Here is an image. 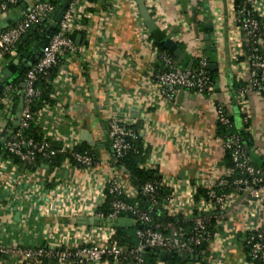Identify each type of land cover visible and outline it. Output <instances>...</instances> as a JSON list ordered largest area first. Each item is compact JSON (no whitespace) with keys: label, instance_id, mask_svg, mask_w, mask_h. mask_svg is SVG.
I'll return each mask as SVG.
<instances>
[{"label":"crops","instance_id":"obj_1","mask_svg":"<svg viewBox=\"0 0 264 264\" xmlns=\"http://www.w3.org/2000/svg\"><path fill=\"white\" fill-rule=\"evenodd\" d=\"M89 2L73 21L70 32L80 51L64 58L62 72L53 84L54 104L38 113L34 125L44 140L75 149L84 147L93 165L78 167L63 162L51 170L47 164L36 170L27 166L18 170L10 160L0 159V186L17 171L24 175L26 183L42 182L48 197L42 203L20 204L15 210L7 207L0 212V243L5 246L35 247L52 240L75 246L80 241L75 231L83 227L101 228L104 235L105 229H116L102 223H77L78 218H95L80 214V209L97 198L99 189L107 188L115 180L129 183L128 173L118 165L110 148V117L128 126H141L144 145L150 148V156L158 159L149 168L160 182L178 184L184 195H195L199 182H216L223 175V150L215 136L216 107L222 108L233 129L247 136L250 146L246 153L251 165L264 170V95L248 84L246 49L250 39L236 22L233 0H156L165 26V30L158 25L157 29L181 44L186 53L180 68L185 69L189 60L200 56L207 65L215 66L211 70V92L196 95L178 90L171 101L162 97L154 85V75L164 72L166 66L159 54L153 53L155 47L136 1ZM26 8L21 3L1 14L0 33L12 28ZM252 10L264 21V0H254ZM42 31L43 27L38 30L39 35ZM23 38L22 41L26 40V35ZM8 63L0 57V71ZM9 104L12 107L11 101ZM49 183L52 185L48 187ZM55 189L56 193L51 194ZM245 201V195L239 194L235 199L237 209L229 218L219 214V218L212 220L216 237L211 243L214 253L211 250L208 264L219 258L218 264H250L243 233V226L249 223L242 208ZM173 206V211L166 210L168 216L192 218L191 211ZM15 214L19 215L18 221H14ZM220 217H224L221 223ZM259 225L263 222H254V226ZM66 227L72 228L74 234L63 233ZM0 264H16V260L3 257Z\"/></svg>","mask_w":264,"mask_h":264},{"label":"built area","instance_id":"obj_2","mask_svg":"<svg viewBox=\"0 0 264 264\" xmlns=\"http://www.w3.org/2000/svg\"><path fill=\"white\" fill-rule=\"evenodd\" d=\"M142 1L155 25L165 30L162 14L159 13L156 0ZM246 2L252 9L254 0H246ZM18 3H25L27 8L22 13L21 19L12 28L0 33V52L13 51L19 41L34 25L54 12V8L49 0H6L0 6V15L7 12L10 6ZM89 4V0H72L69 3L45 50H43L40 58L26 72V85L22 96L23 110L20 123L16 131H7V133L10 132V135L3 144L5 151L17 157L25 166L33 165L37 158L45 160L53 158L57 153L68 155L64 163L74 165L73 162H75V164L77 163L82 167L93 165V159L88 153H79L72 146H60L56 152L48 148L46 144H36L32 140L25 141L22 139V131L27 129L31 122L34 123L37 118L32 117L29 108L33 99L40 94V91L33 86V83L38 76L44 74L49 68L54 66L63 53L72 55L80 51L69 35L73 28V21L81 15ZM131 5L133 6L132 3ZM236 22L238 23L239 20L236 19ZM239 26L247 33L250 39L257 28V22L250 17V13H247L246 18ZM147 44L149 48H152L151 42ZM152 50L155 55L157 52L156 48H152ZM250 50L252 55L248 58L250 70L248 84L250 88L264 94V60L255 55L257 51L255 48ZM158 56L166 66V70L154 75V85L160 95L167 101L173 100L178 90H186L196 95L212 91L208 75L205 71L207 62L203 57H199L196 69L186 70L177 67L175 62L167 55L160 54ZM10 88L8 87L4 91V96ZM9 103L10 100L8 98H0V111L2 112L0 116V136L6 133V121L4 117L10 107ZM214 114L216 123L219 126H230L231 122L222 108L216 107ZM126 126L128 125L122 120L112 117L108 118L110 148L116 159L123 157L131 147L126 139L132 137V135L126 129ZM217 140L221 142L223 153L225 151L230 153L232 168L223 166V175L216 182L207 180L199 182L196 188L207 190V200L195 202L194 194L189 193V195H184V191L178 187V184L168 180L161 181L156 186L147 183L140 191L143 196H148L154 194L159 187L170 189L171 195L165 209H168L169 213L173 211L170 208L174 205L173 207H181L183 210H187V212L191 211L190 216L193 217L194 222L189 232L177 229L165 234L151 228L148 212H142L138 209V206L129 203L131 199L137 196L139 190L127 182L115 180L110 183L109 187L99 189L97 198L92 203L83 205L80 209V214L103 219L102 216L97 214V210L103 204L107 191L113 198L111 204L113 212L106 220L119 219V216H125L126 218H128L127 215L131 216L130 220L136 227L135 235L138 239V245L134 252H127L125 248L117 247L111 242L114 234L111 229H105L107 234L104 235L101 228L88 230L83 229V227L80 231H75L78 238H80L79 243L77 242L75 246H68L57 240H52L48 244L35 247L26 245L13 247L0 243V258H13L16 260V264H40L38 260L41 258L48 259L49 264H101L105 258L109 259L111 264H143L140 254L146 249L193 257L196 253V247L207 241L210 237L205 225L206 222L202 219V214H227V218H229L237 209V205L235 204L236 197L239 194H244L246 201L242 208H244L249 222L243 226L245 243L249 248L250 257L253 260L264 263V234L260 231L264 227V177L258 168L251 165L236 136H229L225 140L217 138ZM157 163L158 159L149 155L146 161L147 166L150 164V167L152 164L156 165ZM235 170L241 171L246 176L243 179L233 180L232 185L238 188V193H217L215 191L216 185H227L228 178L233 176ZM0 187V212L7 209V207L15 210L20 204L29 205L35 201L42 203L48 198L46 196V188H44L42 182L34 184L26 183L24 175L18 174L17 171L16 175H11L6 179L3 186ZM54 193H56V189L51 191V194ZM193 213L196 215L193 216ZM186 218L185 216L184 219ZM220 219L222 221L219 223L224 221V217H220ZM254 222L259 224L263 222V225L256 227L254 226ZM66 229L63 233L74 234L72 228L66 227ZM215 237V234L212 235L209 243L211 257H208V261L211 260L212 253H214V250L211 249V243ZM234 244L235 242L233 241ZM224 251L226 249L222 252ZM218 260L220 262V258ZM218 260H212V263L218 264Z\"/></svg>","mask_w":264,"mask_h":264},{"label":"trees","instance_id":"obj_3","mask_svg":"<svg viewBox=\"0 0 264 264\" xmlns=\"http://www.w3.org/2000/svg\"><path fill=\"white\" fill-rule=\"evenodd\" d=\"M5 1L6 0H0V6L3 5ZM49 1L52 4L55 11L56 7L60 3V0H49ZM89 1L94 3L96 0H89ZM19 5H21V3L10 6L9 9L18 7ZM233 7H234L235 17L236 19L239 20V22L237 23L238 25H241V22H243V20L246 18L247 13H250V17L257 22V28L254 30L253 35H251L250 37V42L248 45L249 47H247L246 53L249 58V56L252 55L250 49L255 48L257 50L255 55L261 57L264 60V21L261 18H259L255 12H253V10L247 4L246 0H233ZM35 27L37 32L30 29V31L26 34L27 37L26 40L22 41L23 39L22 38L13 51L0 52V57L5 59L8 63L17 56H19L21 52H31L33 45H35L40 39L41 34L39 35L38 30L41 27H43V29L45 28V22L40 21L36 24ZM69 37L73 40L75 44V36L69 35ZM150 38L152 39L153 46L157 49V53L159 55L165 54L175 62L174 58L161 46V42L167 38L163 33L162 34L160 33L159 35L156 34V32L154 34L151 33ZM178 46L182 50H184L181 44H178ZM68 56L69 54L63 53L62 56L58 58L54 66L49 68L44 74L38 76L34 81L33 86L40 91V94L33 99L29 107L30 114L32 115L33 118H36L38 116V113L43 108L52 106L54 104L53 84L56 78L62 72V69L65 64L64 58H67ZM192 61H193L192 69L194 70L198 65V59H192ZM207 67L205 68V71L209 78V84L213 85L214 72L208 70ZM27 70L28 69H23L21 73L16 74L18 76L13 80L12 86L8 91V93L5 94V96L3 94L0 96V98L2 97L8 98L12 102V107L10 110L11 114L15 111L16 109L15 107L17 103L20 101L22 94L24 93L23 90L26 85L25 75ZM262 95L264 94L262 93ZM5 121H6V133L7 131H12L11 122L7 119H5ZM126 129L130 131L132 135V137H128L126 139L131 147L130 150H128L124 154L123 157L119 159L117 158L116 161L118 165H121L128 173L129 184L139 190L137 196L131 199L129 203L138 206V209L141 210L142 212H148L149 224L150 227L153 228L154 230H157L165 234L170 233L172 231H176L177 229H182L185 232H189L193 226V222H194L193 217L187 220L184 219L180 214L175 216H168L166 212L165 206L171 195V191H169V189L164 187H159V188L156 187L157 189L155 193L148 196H143L140 193L141 188L145 184L151 183L156 186L160 184V180L155 176L154 170L149 168V166H147L146 164V161L150 155V148L144 145L142 141V138L140 136L141 126L139 124H133L131 126H126ZM6 133L0 136V141L5 137L4 135ZM232 135L238 138L239 144L243 152L245 153L246 157L248 158L245 147H249L250 143L247 136L243 132H238L235 129H233L231 124L229 127L219 126L218 124L216 125L215 136L217 138L225 140L226 138ZM22 139L25 141L32 140L36 144H46L48 148L55 150L56 152L60 148V145H58L57 143H52L47 140H44L41 132L32 122L29 124L27 129L22 131ZM75 150L79 153H85V152L88 153L84 147H78ZM67 157H68L67 154L57 153L53 158L50 159L45 160V159L37 158L33 165L27 167L36 170L40 168L42 164H47L49 170H51L60 166L61 163H63ZM0 159L10 160L18 170H21V168L25 166V164L22 163L17 157L7 153L3 148V145L0 147ZM73 163L75 166L82 167L77 163L75 164V162ZM220 164L221 166L232 168L230 153L228 151H225L223 153ZM259 170L262 176L264 177V170L260 168ZM244 177L246 176L243 173H241V171L235 170L233 176L231 178H228L227 180L228 184L225 186H220L217 184L215 187V191L219 194L222 193L227 194L230 192L238 193V188L232 185L233 180L243 179ZM51 185L52 183L47 184L48 187ZM112 200H113L112 196L106 191L103 204L97 210V214L102 216L103 220H106V218H108L113 212L111 208ZM194 200L195 202H198L200 200H207V190L203 188H197ZM195 215L196 214L193 213V216ZM122 217L125 216H119L118 218H122ZM127 217L131 219V216L129 215H127ZM216 217L219 218V215L202 214V219L206 222L205 225L210 234V237L207 241L203 242L201 245L196 247V253L193 257H188L185 255H179L176 253L169 252L167 253L166 260L164 262H161L158 260L157 257L153 256V253H158L160 251L149 249L148 251L144 250L143 253L140 254L142 263L143 264H159V263L208 264L209 243L212 239V235L215 234L214 232L215 230L213 229L211 222ZM135 231H136V227L116 228L113 230L114 234L111 239V242H113L117 247L125 248L127 252H134L138 245V239L135 235ZM260 231L263 232L264 234V227ZM245 251H246V258L250 264H264L263 262L253 260L250 257L249 248L246 245V243H245ZM38 262L40 264L50 263L49 260L45 258L39 259ZM101 264H111V262L109 261V259L105 258L102 260Z\"/></svg>","mask_w":264,"mask_h":264},{"label":"water","instance_id":"obj_4","mask_svg":"<svg viewBox=\"0 0 264 264\" xmlns=\"http://www.w3.org/2000/svg\"><path fill=\"white\" fill-rule=\"evenodd\" d=\"M72 0H60L59 5L56 7L53 15H48L47 18L42 19L41 22H45V28L43 29L39 41L33 45L31 52H21L19 56L10 61L5 68L0 72V94L5 91L9 85L15 79V75L22 72L23 69H29L33 66V64L40 58L43 50H45L52 34L54 33L58 23L60 22L66 8ZM138 8L139 15L141 20L143 21L146 29L151 34H162L160 30L157 29L155 23L151 19L150 14L145 8L142 0H135ZM24 7V6H22ZM25 39V38H23ZM207 40V38H206ZM161 46L174 58L175 64L178 67H181L186 59V53L178 46L170 38H166L161 42ZM208 49V46L206 47ZM193 67V61L189 60L186 65V70H191ZM208 70H214V65H208ZM11 87V86H10ZM23 96V94H22ZM11 107H9V112L6 114L5 119L9 120L11 117ZM23 110L22 97L14 111L13 120H11V129L12 131H16L18 129L21 113ZM2 112L0 111V116ZM10 132H8L3 139L0 141V147L5 143L7 138L9 137ZM246 150V147H245ZM26 166L22 167V170H25ZM19 220V215L15 214L14 221ZM80 225H93L98 226L100 223L107 225L111 228H122V227H135L130 219L123 217L114 220H103L99 218H89L87 220H83V218H78L77 221ZM145 251H148L146 249ZM153 256L157 257L159 261L164 262L167 258V252L160 251L158 253H153Z\"/></svg>","mask_w":264,"mask_h":264}]
</instances>
